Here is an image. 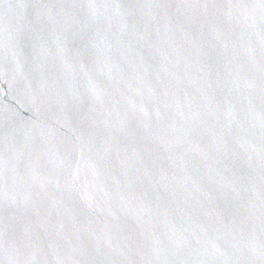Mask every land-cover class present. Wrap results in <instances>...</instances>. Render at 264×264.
Returning a JSON list of instances; mask_svg holds the SVG:
<instances>
[{"label":"water","instance_id":"water-1","mask_svg":"<svg viewBox=\"0 0 264 264\" xmlns=\"http://www.w3.org/2000/svg\"><path fill=\"white\" fill-rule=\"evenodd\" d=\"M0 264H264V0H0Z\"/></svg>","mask_w":264,"mask_h":264}]
</instances>
